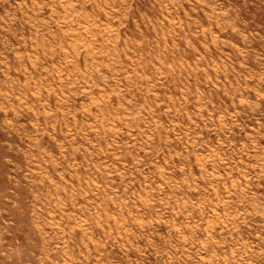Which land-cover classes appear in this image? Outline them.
<instances>
[{
	"label": "rangeland",
	"instance_id": "374dc122",
	"mask_svg": "<svg viewBox=\"0 0 264 264\" xmlns=\"http://www.w3.org/2000/svg\"><path fill=\"white\" fill-rule=\"evenodd\" d=\"M0 264H264V0H0Z\"/></svg>",
	"mask_w": 264,
	"mask_h": 264
}]
</instances>
